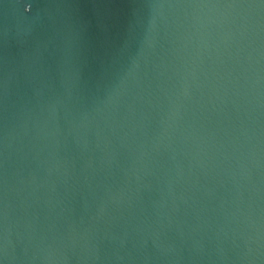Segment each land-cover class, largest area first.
I'll list each match as a JSON object with an SVG mask.
<instances>
[{"label": "water", "instance_id": "obj_1", "mask_svg": "<svg viewBox=\"0 0 264 264\" xmlns=\"http://www.w3.org/2000/svg\"><path fill=\"white\" fill-rule=\"evenodd\" d=\"M0 264H264V0H0Z\"/></svg>", "mask_w": 264, "mask_h": 264}]
</instances>
